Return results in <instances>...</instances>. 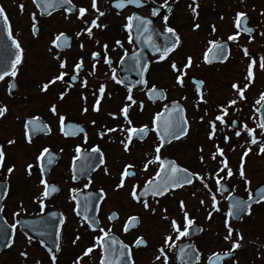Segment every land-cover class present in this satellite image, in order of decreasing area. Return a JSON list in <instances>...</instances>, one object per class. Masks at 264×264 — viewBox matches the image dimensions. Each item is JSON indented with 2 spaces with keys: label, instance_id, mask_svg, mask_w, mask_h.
<instances>
[{
  "label": "rangeland",
  "instance_id": "obj_1",
  "mask_svg": "<svg viewBox=\"0 0 264 264\" xmlns=\"http://www.w3.org/2000/svg\"><path fill=\"white\" fill-rule=\"evenodd\" d=\"M75 1L80 6H88V0ZM154 1L158 6L161 3L174 2L173 9L168 15L167 26L175 30L180 38V44L167 60L158 57L151 60L147 86L157 87L166 92L167 103H164V106L169 102H179L185 109L188 121L186 137L161 149L159 153L155 151L158 142L152 135L141 146L133 144L130 150L123 151L121 141L124 140L127 127L119 121V108L122 104L127 105L129 101L128 96L123 99V91L119 98L118 95L113 96L114 99L118 98L117 100L105 101L95 115L85 100L89 91L97 87L94 81L89 82L91 87L86 85L82 88L81 85L71 90H67V87L62 86L57 80L50 83L61 71L59 66L61 60L68 64L74 62L76 58L87 56L92 49H97L102 43L117 40L119 30L112 29L110 33H102L105 23L99 21L97 24L100 27L93 29L92 35L89 36L84 31L87 26L85 20H77L76 12L69 17L64 13H56L42 19L37 15L30 0H3L14 23V35L23 50V62L14 77L17 91L8 98L4 95L5 87L0 86V107L7 109L0 119V148L6 156L2 166L6 164L8 158L12 160V164L7 170L14 169L10 174L5 173L2 176L5 178L2 181L10 185L4 201L3 215L8 223L15 224L17 217L34 216L40 211L39 204L43 202L41 194L44 184L41 183L39 170L34 166V159L48 142L50 146L55 147L53 151L58 149L61 152V159L51 170L48 178L50 182L59 186L60 193L51 201H47V206L62 212L65 223L60 232L58 252H48L42 243L17 229L13 245L0 254V264H53L50 258L53 255L56 256L55 264H76L77 260L79 264H100L101 247L97 246L96 241L104 233H113L127 241L126 244L131 247L133 264H164L165 257L167 264H174V249L178 242L183 241V237H179L173 229L172 221H176L180 230L184 231L188 228L184 219L185 213L189 219L193 218V223L202 227L201 234L193 240L201 253L199 264H205L215 253L232 250L234 243H239L241 247L236 249L234 258L225 264H264V201L239 222H228L226 226L223 215L226 212L225 196L218 194L216 184L217 179L224 177L220 183L227 185L233 193L236 188L237 194L245 196L259 184L264 183V153L260 152V147L264 144V135L258 128L254 110L257 100H261V95L264 94V69L259 67L260 60L264 57V35H261L264 33V0H198L195 5L192 0ZM98 2L99 6H106L107 0ZM190 5L196 7L195 14ZM143 12L148 14L146 11ZM240 12L245 13L250 19V25L255 28V33L250 37L239 33L235 41H230L228 37L239 32L235 28V17ZM33 17L39 27L36 36L31 34L29 28L34 24ZM107 18L113 22L112 25H119L122 22L110 15ZM104 21L107 23L106 19ZM197 24L199 28L195 27ZM158 27L164 30V18L159 21ZM61 33L74 38L71 49L64 53H58L52 45L53 38ZM210 41L228 42L230 57L225 65L208 67L204 64L203 54ZM123 48V51H118L117 56L132 49L129 45ZM244 49L248 50L249 56L244 55ZM189 57L192 63L187 67ZM253 59L256 61V65L253 66V78L248 80L246 79L248 67ZM174 62L184 64L178 72L172 71ZM178 76H182V86L177 83ZM190 76L203 82L207 98L197 97V93L188 84ZM45 84L50 86L47 91H42ZM234 84L246 88L245 99H240L238 92L233 88ZM108 90L110 91L109 87ZM62 95L63 99L60 98ZM132 100L142 108L141 111L131 112L132 120L135 114H140V118L134 122L136 125L149 126L163 106L149 104L144 98L143 89L133 93ZM232 100H236L237 103L229 107ZM53 105L56 107V114L51 111ZM85 108L87 112H84ZM218 108L227 109L224 124L216 120L218 115H223L222 113L215 116L214 111ZM33 115L40 116L51 129L57 127L59 116L67 117L91 129L89 137L94 141L102 138L100 141L106 152L105 165L92 174V183L89 187L85 182H80L77 186L83 189L90 187L98 189V185L105 183L107 179L110 180L103 189L105 199L98 212L103 231L100 229L99 233L92 234L71 210L69 192L74 189V185L69 179L67 164L72 155V146L77 141L56 140L55 136L51 135V140L43 142L37 139L28 145H22V121ZM107 116L114 121L115 131H109L110 129L104 126L103 122L109 120ZM233 117L240 122L236 131L229 128V121ZM212 123L216 124V132L209 138ZM245 125L248 129H254L253 135L259 143L255 145L251 143L252 137L248 136ZM236 132H240L241 135L236 136ZM225 137L228 138L227 142ZM9 141L15 143L9 144ZM217 148L223 149V155H220ZM246 151L248 155L245 157L243 154ZM153 155L174 159L195 176V182L159 200H145L148 203V208L145 209L144 201L138 202L133 199L134 189L131 187L134 184L141 187L153 178L154 170L160 166L154 162ZM213 155L216 156L215 160L212 159ZM224 160L233 172L231 178H227V169L219 171L224 167L222 163ZM124 163H130L136 168V178L120 187L116 180L120 170L125 166ZM241 165L250 183L246 184L245 180L240 178ZM28 166H31V174ZM197 176L203 179V183ZM213 196L216 198V207L219 211L213 208ZM201 201L204 203L201 204ZM110 211L118 214V220L114 223H109L107 219ZM133 216L140 220L137 230L123 235L120 227ZM228 227L233 229V233L231 239L225 240ZM76 235L79 236L78 240ZM169 236L172 239L166 243ZM137 238L147 241L145 248L132 249V244ZM91 244L93 247H88ZM88 248H92L93 251L85 256L84 252ZM161 248L164 249L163 255L160 252Z\"/></svg>",
  "mask_w": 264,
  "mask_h": 264
},
{
  "label": "snow or ice",
  "instance_id": "obj_2",
  "mask_svg": "<svg viewBox=\"0 0 264 264\" xmlns=\"http://www.w3.org/2000/svg\"><path fill=\"white\" fill-rule=\"evenodd\" d=\"M127 2L128 3H136L137 6H140V0H127ZM33 3H37L38 6H40L42 4L43 7L47 10V9H50V8H53V7H63L66 4H71V0H33ZM193 4L194 5L196 4V0H193ZM114 6L116 8H118V9H120V8H123L125 5H124V3L121 0V2H117ZM72 7H75V6L73 5ZM189 7H192V5H190ZM197 7H198V5H197ZM92 8L96 9L97 11H99L97 9L96 0H92ZM192 11L195 14L196 13V7H192ZM85 12H86V9L80 8L79 9V18L82 19L85 16ZM48 14H51V13L49 12ZM151 14H152V16L158 15V10H153ZM104 15H105L104 12H99V16H104ZM0 18H3L4 24L8 28V39L12 41V45L16 49L15 59H14V61L11 64V69H12L11 72H8L7 70H5L2 74H0V81H3L5 79V76H9L10 75V76H12L14 78L17 75V66L22 63L23 50L21 48V45L15 39H13V37H12V32H11V28H10V25H9V22H8V18H7L6 14H5V11H4V9L2 7H0ZM128 19H129V24H128L129 28L133 27V20L138 21V23L135 25L136 31L138 33L139 32H149L150 31V29L148 27V25L151 24L150 20H145V19H142V18H140L138 16L137 17H129ZM167 19H168V17L165 16L164 17V21H165L164 32L171 34V36L174 37L175 40L173 42L169 43L167 47L163 48V52H162V54L160 56L161 60H163L168 55V53L171 50H173L176 46H178L179 42H180V38L176 34L175 30L172 29L171 27L167 26ZM33 21H34V24H33V35H35L36 32L38 31V29H36V27H35V17H33ZM247 24H248V21H247L246 14L243 13V12L237 13L236 17H235V26H236V28L237 29H241V27L243 26V31L248 33V34H251L253 32V29L250 28V27H247ZM91 25L92 26L87 29V33H88L89 36L92 35V28L100 27L96 23V20H92L91 21ZM195 27L199 28V25L197 24ZM238 35H239V32H237L236 35L229 36L228 39L230 41H235L237 39ZM261 35H264V33H262ZM62 37H63V42L66 43L67 42V37H64L63 33H61L60 36H58L56 38V40L57 41H61ZM165 40L166 41L168 40L167 36H165ZM129 42L131 43V39L129 40ZM117 43H119V42H117ZM209 43L212 45V47L209 48L208 51L209 52H213L214 58H221L222 57L224 59H227V57H226V46L224 44H219V43L213 42V41H210ZM54 44H55V42H54ZM55 46L59 47L60 45L59 44H55ZM153 47H154V49L157 52L161 51V48L159 46H156L154 44ZM105 48H107L106 45H105ZM243 51H244V55L246 57L249 56V53H248L247 49H244ZM95 55H97V54H94V58H95ZM205 62L206 63H212V60L208 59L207 54L205 55ZM191 63H192L191 57H189L188 58V62H187V67H190ZM255 65H256V61L253 59L251 61L250 65H249V67H248V72H247L246 79L251 80L253 78V66H255ZM81 66H82V61H81V63H78L76 65V69H80ZM60 67L61 68L65 67V64L61 63ZM259 67L261 69H264V57L261 58ZM172 68L174 70L177 69V65L173 64ZM145 70H147V69L145 68ZM63 79H64V73H61L54 80H52L50 83H55L56 80H61L62 81ZM113 79L115 80L116 77L113 76ZM116 82L117 83H121V81H119V80H116ZM177 83L180 84L181 86L183 85L182 76H178L177 77ZM199 83L202 84L203 82H199ZM49 86H50L49 84H45L43 86V88H42V91H47ZM85 86H86V81H85ZM10 87H14V85H10ZM233 88L236 89V91L238 92L239 97H240L241 100L245 99L244 92H245L246 88H240L236 84L233 85ZM152 91L153 92L156 91L155 88H153ZM104 92H105V88H104V86H101L99 88L100 95L103 96ZM129 93H131V89H129ZM60 98L63 99V95ZM128 99L132 100V96L130 94L128 96ZM260 99L264 100V94L261 95ZM132 102L136 103L135 101H132ZM236 103H237L236 100H232L230 102V104H229V107L232 106V105H235ZM259 103H260V100H257V104H259ZM98 105H99V101H97V105L93 109L94 111H99ZM173 110L176 113V116L172 120H170V121H168L166 123L165 129H164V135L173 136L176 139H180L182 135H186L187 134L188 121L183 118V115H182L183 110L179 108L178 104L174 106ZM6 111H7L6 107H0V117H3ZM51 111L53 112V114H56L55 105L52 106ZM121 111H122V113L124 115L125 121L130 125L132 122L128 118V111H129L128 107H124L123 109H121ZM221 111H222L223 115H218L216 117V120L219 121L221 124H224L225 123L224 116H226L228 113H227V109L226 108H222ZM257 111H259V110H257ZM84 112H87V108L84 109ZM64 119H65L64 117H60L61 124L64 123ZM156 119L158 121L159 120V116H157ZM154 123H155V121H154ZM28 125H32V130L33 131H37L38 128H39V125H38L36 120H29L28 123L25 125V127L27 128ZM211 127H212V132L210 133L209 138H212L215 135L216 124L212 123ZM244 127H245V129L247 131L248 136L252 137L251 143L254 144V145L259 143L257 141V139L255 138V136L253 135L254 129H248L247 125H245ZM258 127L261 128V129H264V122L259 123ZM81 131H82V129H81ZM109 131H115V129H110ZM137 131L138 130L136 128H131L129 130L130 134H129L128 142L125 143L124 141H121V143L124 144L125 151H128L129 143L131 142V133H136ZM139 131L141 133H143L144 129L142 128ZM261 134L264 135V132H262ZM158 135H160V133H158ZM240 135H241L240 132H236V136L239 137ZM227 140H228V138L225 137V142H227ZM12 143H15V141H9V144H12ZM163 146H164L163 143H161L155 149L156 153H159ZM48 151H49L48 149H44V152L41 153V156L38 157V159H43L44 153H47ZM80 151H81V149L79 147H77L76 152L79 153ZM92 151L93 152H99V149L98 148H93ZM217 151L220 153V155H223V149L217 148ZM260 152L264 153V144L261 145ZM243 155L246 157L248 155V152L246 151ZM76 158L79 159V156H77ZM4 159H5V153H4L3 149L0 148V166L3 165ZM202 159L203 158L201 157V160ZM212 159L215 160L216 156L213 155ZM157 160H159V156H157ZM49 162H51V161H49ZM101 162H103V161L101 160ZM168 163L170 165V173L165 171V177L166 178L164 180L156 183L155 189L153 191V195H164L170 185H175V186L180 187V186H183L184 184H191L193 182L192 181L193 174L189 173L187 169H184V168H181V167L177 166L175 164V162H172V161H169ZM222 163L224 164V167L221 168L219 171L223 172L225 169H227V178H231L233 176V172H232L231 168L228 167L227 161L224 160V161H222ZM127 167L130 168L132 166L129 165ZM13 170H14L13 168H9L8 169V173L10 174ZM162 171H163V169H162ZM29 174H31V166H29ZM130 174L131 173H129L127 171V168H126L122 175L123 176H127V175H130ZM217 175H218V173H217ZM239 176H240L241 179L245 180L246 184L250 183L249 181H247V179L245 177V172L243 170V165H241V168H240V171H239ZM197 178L201 180V183H203V179L201 177L197 176ZM223 178L224 177H221L220 179H217L216 180V184L220 185L221 179H223ZM73 179H75V176H73ZM41 183L44 184V192H43L44 198H47L48 195H49V186L43 180L41 181ZM148 183L149 184H153V181L150 180ZM122 186H123V179H122L121 184H120V187H122ZM205 187H207V184H205ZM145 190H147V187H146ZM51 191L52 192H56V191H58V189L55 188V187H51ZM132 195H133V199H135V200H137L139 202L140 198L136 195L135 191L133 192ZM212 200H213V208L216 211H219V208L216 207V198H215V196L212 197ZM249 200H252V196L251 195L249 196ZM261 201H264V192L261 193V196H260L259 200H257L256 202L259 203ZM203 203L204 202L201 201V204H203ZM43 206L44 205L41 202V207L43 208ZM144 207H145V209L148 208L147 201H144ZM181 207L182 208L184 207L183 202H181ZM231 208L235 209L236 214L245 213V212L250 214L249 209L251 208V205L248 204L247 202H244V201H234V202L231 203ZM2 211H3V209L0 208V212H2ZM77 215H79V212H77ZM227 215L228 216H232V215H234V213L232 211H229V213ZM166 218L167 217H165V219ZM210 218H211V214L209 215V219ZM131 219L132 220H136L137 218L133 217ZM184 219L187 222V227H190L192 225L193 221H191L188 218L187 213H185ZM227 223L228 222L226 221V226H227ZM89 227H92L91 223L89 224ZM172 227L179 234V237H184V236H187L189 234L188 231H187V228L184 231H181L180 230V226L174 220L172 221ZM93 230H95V229L93 228ZM101 231H103V229H101ZM232 233H233V229L231 227H228V235L225 236V240L231 239ZM242 238L243 237L241 236L240 239H242ZM76 239L78 240L79 236H77ZM171 239H172L171 236L167 237L166 238V243H167V241H170ZM103 240H104V237H100L96 241L97 246H101V241H103ZM113 243H115V242H113ZM142 244H144L143 238H140L139 240H137V242H136L137 246H140ZM9 246H11V245H9ZM123 247H126V246H123ZM240 247H241V245L239 243H234L232 245V251H234L235 249H238ZM59 250H60L59 247H57L56 251L58 252ZM92 251H93L92 248H88L84 252V255L87 256ZM181 251H182V253L184 255H190V253H188L184 249H182ZM160 252L163 255L164 249L161 248ZM108 254H109V256H113L114 257V256L117 255V250L114 247L109 248ZM230 254L231 253H228L226 255H230ZM122 255H123V252H122V249H121L120 256L122 257ZM159 258L160 257H157V259H159ZM217 259L219 260V256L218 255H217ZM52 261H53V264H55V262H56V256L55 255L52 256ZM76 264H79V260L76 261ZM100 264H119V260L118 259H116V260L109 259L106 256V257L101 258ZM164 264H167V257H165ZM213 264H215V262H213Z\"/></svg>",
  "mask_w": 264,
  "mask_h": 264
},
{
  "label": "flooded vegetation",
  "instance_id": "obj_3",
  "mask_svg": "<svg viewBox=\"0 0 264 264\" xmlns=\"http://www.w3.org/2000/svg\"><path fill=\"white\" fill-rule=\"evenodd\" d=\"M110 1H121V0H107L106 6H104V5H100L99 6V2H98V0H96L97 9L99 11H97L96 9L92 8V0H88V6H80V5L77 4V2L75 0H71L72 5H74L75 9H76L75 12H76L77 20H79V21L85 20L84 22H86V24H87V26L84 29L85 33H87V29L92 26L91 25V21L92 20H96V23H98L99 21L100 22L103 21L105 23V26L102 29V33H106V32L110 33V31L112 29H116L115 31L119 30V32H118V37L116 38L117 40L111 41V42H107L106 41V42L102 43V45L98 46L97 49H92V51L85 57L76 58L74 62L68 63V64H67V62L65 60H61L59 62V66L61 65V63H64L65 67L61 68V71L57 74V76H58V75H60V73H64V79L62 81L61 80H58V81H59V83L62 86H66L67 90H71V89H73L75 87H78V86H81V85L83 86L82 88H85V81H86V85H88V86H90L89 85L90 81H94L96 83L97 87L95 86L93 89H91L89 91V95L85 97V100L89 104V107L91 108L92 113H94L95 115H96V111H94L93 109L97 105V101H99L98 107H99V110H100L101 107L103 106V104L105 103V101H108V102L115 101L116 98L114 99L113 96H117V95H118V98H119L120 95H121V91L124 92V95H123V99L124 100H125V98L127 96H129V94L132 96L133 93H135L137 91H140V90H135V89L131 88V86H129V85H127V84H125L124 82L121 81L122 78H121V74H120V71H121V63H120V61H121L122 57L125 55L126 52L122 53L121 55L119 54L117 56L118 51L119 50L123 51L124 50L123 47H125L127 45L132 47V49L129 50L127 53H130L133 50V48H134V44H133V41H132L133 33L131 31V28L128 27V24H129V19L128 18L131 17V14L133 13V10L118 11L115 8H110L108 6L109 5L108 3ZM144 1L149 2L153 6H158V5H156L157 2L154 1V0H144ZM30 2H31V0H30ZM160 5H163V4L161 3ZM0 6L4 9L5 14H6L7 18H8V21H9V23L11 25V30L13 31V34H14L15 33L14 32V29H15L14 28V23L12 22V19H11L9 13L6 10L7 8L3 4V0L2 1L0 0ZM80 8L86 9L85 16L82 19L79 18V9ZM143 11L148 12V14H144ZM152 11H153L152 8L145 7L139 12V15H141L143 17H146V18L152 19V18L155 17V16H152V14H151ZM99 12H104L105 14H107L106 17L99 16ZM59 13L62 14L64 12L63 11L57 12V14H59ZM65 15H67V14H65ZM71 15H73V14H71ZM108 15L113 16L114 18H116L118 20H121L122 22L119 23V25H117V24H115V25L113 24L112 25L111 23H113V22H111L109 20V18H107ZM67 16L69 17L70 15H67ZM42 19H47V18H42ZM104 19H106V21L107 20H109V21H107V23H106L104 21ZM159 21L155 22L156 26L158 25ZM84 22H82V23H84ZM93 29H95V28H92V30ZM143 33L147 34L148 32H143ZM63 34H66V33H63ZM130 39H131V43L129 42ZM117 42H119V43H117ZM73 43H74V38H73L72 44ZM72 44H71V46H72ZM105 45L107 46V48H105ZM57 52L58 53H64V52H61V51H58V50H57ZM94 54H97V55H95V58H94ZM81 61H82L81 68L80 69H76V65L78 63H81ZM73 76H75L76 82L74 84L70 85L69 81H70V78L73 77ZM113 76L116 77L115 80L113 79ZM127 76L128 77H132L131 74H128ZM116 80L121 81V83H117ZM146 82H147V75H146ZM9 83H10V81H3L0 84V86L3 85L5 87L4 95H6V97H8V98H11L13 96V94H15V92L14 93H10L9 92ZM101 86H104V88H105V92H104L103 96H101L100 93H99V88ZM108 87L110 88V91L108 90ZM129 89H131V93H129ZM206 95L204 96V98H207ZM132 101L133 100H129L127 102L128 103L127 105L126 104H122L120 106V108H119V117H120L119 121H120L121 124H124L127 127L126 128V132L124 134V140L125 139L128 140L129 130L131 128H136L137 129V128H141V127H145L146 126V125L143 126L141 124H139V125L134 124V122L138 118H140V114L137 112L138 114H135L134 115V119L132 120L131 112L132 111L133 112L134 111L135 112L136 111H141L142 108H141L140 104H138L136 101H135L136 103H133ZM124 107H128V109H129L128 118L132 122L130 125L125 121L124 115H123V113L121 111V109H123ZM214 113L216 115H218V114L221 113V111L217 110V111H214ZM105 115H108V114H105ZM60 117H63V116H59L58 117L57 127L54 128V129L50 128V134L48 136H40V137H37L35 140L41 139V140H43V142H45V141L51 140V135H54L56 140L57 139L58 140H63L65 142H67V141L68 142L77 141L76 144L72 146V150H71L72 155L69 158L68 164H67L68 169L75 165V162L77 161L76 157L79 156V153H81V152H91L93 148H98L99 151L101 152L104 160H106V157H105V153L106 152L104 151V147L105 146L100 141L102 139L101 137L99 139L97 138V140L94 141L93 139H91L89 137L91 129L85 128L81 123H79V122H77L75 120H70V118L64 117L65 119H64V123L63 124H65V123H77V124L82 125L84 127V129H86V134H81V135H78L77 137H73V138H66L62 134V132H63L62 125L63 124H61ZM26 118H29V117H26ZM26 118H24V120L22 121V131H21L22 132V136H21L22 145L23 144H25V145L29 144V140H26L24 138V136H23V133L25 132V119ZM107 118H109V116H107ZM103 124L108 129H115L114 121L111 118H109V120L106 119L105 122H103ZM150 133H149V136H151ZM149 136H148V138H149ZM152 136L155 137V135H152ZM143 143L139 142V141H137L135 139L134 140L131 139V142L129 143L128 150H130V147L133 144H137V145L141 146ZM110 145L112 146L111 143H110ZM122 146H123V151L125 152L124 144ZM43 147L47 148V149L49 148L52 151L55 149V147L50 146L48 144V142L46 144H44ZM77 147H79L81 149V151L79 153L76 152ZM66 148H68L67 144H66ZM54 152L56 154H58L59 160H60L61 159V152H59L58 149L56 151H54ZM5 158H6V156H5ZM7 160L8 161L6 162V164L4 166H0V174L2 176H3V174H5V173L7 174L8 173L7 167L10 164H12V160H10L8 158H7ZM59 160L57 161V164H58ZM124 164H125V166H129V165L132 166L130 168H127V170L131 169V170L136 172V168H134V166L132 164H130V163H124ZM123 172H124V169L120 170V172L118 174V177H117V180H116V183L119 186H120L121 181H122L121 173H123ZM70 175H71V172L69 171V177H70ZM135 178L136 177L130 178V179H125L123 181V184L127 183V182L134 181ZM107 181H110V180L107 179V180H105V183L98 185L97 186L98 189L102 188L101 190H103L105 188V186H107V184H108ZM82 182H84V181H82ZM79 183L80 182L76 181L73 184L74 188H77V185ZM85 183H87V187H89L92 182L91 183L90 182H85ZM49 184L56 185V184H54L52 182H49ZM8 188L10 189L9 183H8ZM80 188H82V187H80ZM137 188L138 189L141 188L140 185H138L136 187V184H134V186L131 187V189H134V190H136ZM82 189H78V188L74 189V194L77 191L82 190ZM91 189H92L91 187L90 188H85L82 191L91 190ZM51 200H49V201H51ZM46 208L47 209H51L48 206ZM52 209H55V208L52 207Z\"/></svg>",
  "mask_w": 264,
  "mask_h": 264
},
{
  "label": "water",
  "instance_id": "obj_4",
  "mask_svg": "<svg viewBox=\"0 0 264 264\" xmlns=\"http://www.w3.org/2000/svg\"><path fill=\"white\" fill-rule=\"evenodd\" d=\"M37 7L41 10V13L43 15H47L49 12H52L56 9L59 8H70L69 4L64 5L63 7H53L50 9H45L43 5L41 4L38 6L36 3ZM170 9V6H167L163 10H159L158 16H162L165 13H167ZM248 21V20H247ZM138 22V21H137ZM135 22V24L137 23ZM243 29V26L241 27ZM135 38L136 44L138 46V50L133 54L130 55L126 58L125 64L129 66V69L133 66V69H136L137 72H141V76H143L144 72L146 71L145 68L147 69L148 65V56H155V55H161L163 52V48L167 47L169 43L173 42L175 40L174 37L171 36L169 33H157L154 31L152 33L151 38H144L142 35L139 33ZM165 36L168 37V40H165ZM64 44L63 43V38H61V41L57 42L56 44ZM159 46L161 48L160 52H157L153 45ZM226 46V57L228 55L227 53V45ZM176 48V47H175ZM174 48V49H175ZM173 49V50H174ZM173 50H171L169 53H171ZM168 53V54H169ZM16 55V49L12 45V41L8 39V28L4 24L3 18H0V74H2L5 70L8 72H11V64L15 59ZM168 56V55H167ZM208 59L212 60V63L214 62H224L226 59L224 58H214L213 52H207ZM208 63V64H212ZM180 65L177 64V68ZM6 77V76H5ZM191 83L195 84L197 87L202 88L201 83H199L195 79L190 80ZM141 83L140 85H142ZM138 85V86H140ZM156 90V89H155ZM148 97L152 100H157V101H163L165 98V95L162 91L156 90V91H149L147 93ZM177 105V103L171 104L160 116L159 120L157 122V127H158V133H160V137L163 141V145H166L172 140H176L175 137L173 136H166L164 135V129L165 125L168 121L172 120L175 116L176 113L174 112V106ZM179 105V104H178ZM179 108L183 110V108L179 105ZM257 113L259 116V123L264 122V100L258 107ZM183 118H184V111L182 112ZM232 126L236 127L237 123L235 121L232 122ZM43 127V126H42ZM264 130V129H263ZM32 134H34V131L32 130ZM184 136V135H182ZM181 136V137H182ZM85 157L83 156L81 159H84ZM170 160L165 159L163 162V171L160 172L158 175L157 179L153 182V184H148L147 190L146 187L140 192V196L142 198L148 196V195H153V191L155 189L156 183L164 180L165 177V171L170 173V165L169 162ZM79 169V163L77 165ZM95 168L93 167H85L84 170L86 173H88L91 169ZM188 185V184H184ZM181 187V186H180ZM179 188L178 186L175 185H170L167 189L166 192L169 190H174ZM227 188L225 186H221V192H227ZM264 192V185L258 187L254 191V196L252 197V200H247L244 202H247L248 204L252 205L254 204L257 200H259L261 193ZM102 194L101 193H95V192H89L87 194H78L77 195V203H78V212L81 216H83L86 221L90 224H92L93 228H98V221H97V211H98V206L99 203L102 199ZM156 197L162 196V195H153ZM3 198V197H2ZM0 198V208H1V200ZM231 198V199H230ZM227 200V206H228V212L232 211L234 215L230 216L232 221H235L239 219L243 214L245 213H239L236 214L235 209L231 208V203L234 201H243L237 197H230ZM111 218L114 219L115 216L111 215ZM63 223V218L62 216L57 213V212H50L47 213L43 217L39 218H34V219H19V226L27 230L32 236L37 238L38 240L43 241L48 245V247L51 250H55L58 246V235L60 231L61 224ZM138 225V220H131L127 227H126V232L130 231L131 229L136 228ZM200 232V229L197 228L196 226H193L189 230V234L186 236V239L189 241L193 236L197 235ZM12 236H13V229L10 228L9 226L6 225L4 222L3 218L1 217V212H0V251L5 250L6 248L9 247L12 241ZM115 242V243H113ZM144 244L140 246H144ZM102 255L103 257H108L109 259L119 260V264H132L131 257H130V251L127 247H123L125 245L122 244V242L115 236L113 235H108L104 238L102 241ZM114 247L117 250V255L116 256H109L108 250L109 248ZM123 252L122 257L120 256V252ZM182 249L186 250L190 255H184L182 253ZM176 254H177V263L179 264H195L196 261L198 260V253L195 250L194 246L192 243H185V244H180L178 248L176 249ZM233 255L231 253L230 255H218L219 260L217 259V255L211 258L207 264H222L223 260L230 258Z\"/></svg>",
  "mask_w": 264,
  "mask_h": 264
}]
</instances>
